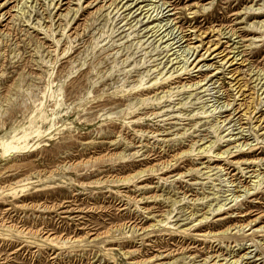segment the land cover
<instances>
[{"label":"rangeland","instance_id":"374dc122","mask_svg":"<svg viewBox=\"0 0 264 264\" xmlns=\"http://www.w3.org/2000/svg\"><path fill=\"white\" fill-rule=\"evenodd\" d=\"M9 144L0 264H264V0H0Z\"/></svg>","mask_w":264,"mask_h":264},{"label":"bare ground","instance_id":"6f19581e","mask_svg":"<svg viewBox=\"0 0 264 264\" xmlns=\"http://www.w3.org/2000/svg\"><path fill=\"white\" fill-rule=\"evenodd\" d=\"M194 51H195V50H194ZM196 66H197V65H196ZM13 147H14V146H13ZM13 147L10 146V144H9L8 146H4V147H2V148H1V146H0V156H4V155H6L7 153H9L10 150L13 149Z\"/></svg>","mask_w":264,"mask_h":264}]
</instances>
